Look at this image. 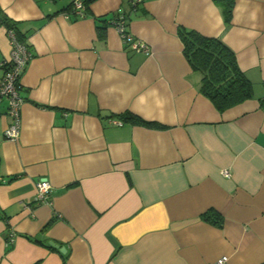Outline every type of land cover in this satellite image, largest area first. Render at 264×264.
I'll return each instance as SVG.
<instances>
[{
	"label": "crops",
	"instance_id": "obj_1",
	"mask_svg": "<svg viewBox=\"0 0 264 264\" xmlns=\"http://www.w3.org/2000/svg\"><path fill=\"white\" fill-rule=\"evenodd\" d=\"M71 2L0 0L31 54L14 140L0 101V264L264 262V0H233L228 21L214 0H95L81 17ZM122 14L149 53L122 40ZM178 26L227 45L251 97L219 112ZM10 50L0 23V78ZM124 112L164 128L113 124Z\"/></svg>",
	"mask_w": 264,
	"mask_h": 264
},
{
	"label": "trees",
	"instance_id": "obj_2",
	"mask_svg": "<svg viewBox=\"0 0 264 264\" xmlns=\"http://www.w3.org/2000/svg\"><path fill=\"white\" fill-rule=\"evenodd\" d=\"M94 1L82 0L85 7L84 14ZM214 1L221 6L224 20L228 21L231 16L233 0ZM70 8H72V2ZM72 13L73 15L75 14L74 10ZM118 18L120 17L118 16L115 19L117 20ZM122 18L126 21L127 16L122 14ZM102 21L104 20L102 19ZM0 23L4 24L7 29L13 30L17 39L25 43L17 32L14 20L0 12ZM127 23L125 22V25ZM96 28L98 36L103 38L105 25L98 24ZM177 35L182 42V51L188 64L192 70L201 74L199 91L212 102L219 112L251 97V82L238 66L234 52L220 39L202 35L193 29L183 26H178ZM118 117L122 121H129L146 127L164 128V125L158 122L145 120L131 112L121 113ZM201 218L212 224L221 225V216L216 210H207L201 214ZM63 264H67L65 259ZM258 264H264V262Z\"/></svg>",
	"mask_w": 264,
	"mask_h": 264
},
{
	"label": "built area",
	"instance_id": "obj_3",
	"mask_svg": "<svg viewBox=\"0 0 264 264\" xmlns=\"http://www.w3.org/2000/svg\"><path fill=\"white\" fill-rule=\"evenodd\" d=\"M72 8L75 15L84 16L85 7L82 0H72ZM115 28L122 40L128 45V48L139 52H150V48L143 42L134 39L132 34L127 30L125 21L122 17L115 21ZM11 50L8 60L1 62L2 76L0 78V101L5 100L7 105V114L9 116V125L4 131V137L14 140L18 137L21 126V104L22 97L18 92V84L20 77L30 60L31 54L25 43L20 42L14 31L7 29ZM115 125H122V120H112ZM225 177H230L231 173L227 168L222 170ZM37 202H46L49 199L51 184L46 178H38L35 181ZM226 256H222L218 260V264H223Z\"/></svg>",
	"mask_w": 264,
	"mask_h": 264
},
{
	"label": "water",
	"instance_id": "obj_4",
	"mask_svg": "<svg viewBox=\"0 0 264 264\" xmlns=\"http://www.w3.org/2000/svg\"><path fill=\"white\" fill-rule=\"evenodd\" d=\"M49 244H50L51 246H54V247L58 248V249H59L60 251H62V252L65 251V248H64V247L59 246L58 244L54 243L53 241H49Z\"/></svg>",
	"mask_w": 264,
	"mask_h": 264
}]
</instances>
